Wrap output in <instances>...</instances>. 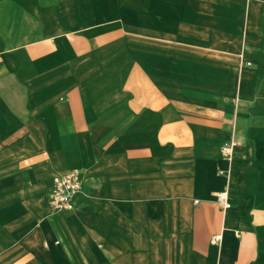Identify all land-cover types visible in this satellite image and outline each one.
I'll use <instances>...</instances> for the list:
<instances>
[{
  "label": "crops",
  "instance_id": "1",
  "mask_svg": "<svg viewBox=\"0 0 264 264\" xmlns=\"http://www.w3.org/2000/svg\"><path fill=\"white\" fill-rule=\"evenodd\" d=\"M0 264H264V0H0Z\"/></svg>",
  "mask_w": 264,
  "mask_h": 264
},
{
  "label": "built area",
  "instance_id": "2",
  "mask_svg": "<svg viewBox=\"0 0 264 264\" xmlns=\"http://www.w3.org/2000/svg\"><path fill=\"white\" fill-rule=\"evenodd\" d=\"M235 145L236 141L232 138L229 141L224 142L220 146V153L222 156L230 159ZM79 190L80 176L77 170H71L54 175L48 195L50 207L53 211L71 210L73 208V195ZM216 202L223 210L230 207L226 191H220L216 194ZM218 238V236H214L212 238V242H215Z\"/></svg>",
  "mask_w": 264,
  "mask_h": 264
}]
</instances>
